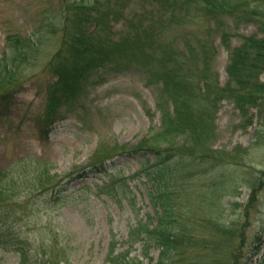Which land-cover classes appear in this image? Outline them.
Returning a JSON list of instances; mask_svg holds the SVG:
<instances>
[{
    "label": "rangeland",
    "instance_id": "1",
    "mask_svg": "<svg viewBox=\"0 0 264 264\" xmlns=\"http://www.w3.org/2000/svg\"><path fill=\"white\" fill-rule=\"evenodd\" d=\"M59 1L0 0V57L7 49L8 34L34 36L38 42V53L22 69L25 75L22 80L25 81L12 92L9 111L0 116V168H17L19 174L23 163L43 160L52 167L51 174L68 177L66 185L33 197L39 199L33 209L27 206L32 195L26 197L29 192L26 189L25 197L21 196L24 206L16 208L25 213L22 233L33 241L34 254H38L41 263L50 258L61 264H107L106 256L112 245L117 246V253L130 250L134 240L129 235L131 226L137 219L145 222L156 213L148 188L138 173L139 155H119L113 162H107L112 175L94 171L92 164L102 160V154L98 152L107 146L116 143L133 145L158 134L164 111L172 112L173 107L161 85L148 81L144 67L132 65L117 69L116 64L125 66L126 62L115 57L108 66L95 70L88 82L81 85L77 102L66 103L74 106H60L64 110L62 118L59 116L51 124L49 138L42 139L39 130L48 129L46 119L51 111L45 92L50 75L43 69L63 39L62 34L54 33L51 27L40 29V26L46 16L51 20L57 16ZM137 6L133 1L126 10L127 20L138 18L135 14ZM233 20L229 18L223 26L233 34L232 46L239 45L243 35L260 33L259 23L254 19L242 21L239 26ZM124 23L123 18L112 22L115 35L128 30ZM187 24L161 28L164 33L159 34L158 40L163 45L174 44L179 50L187 49L188 43L197 48L194 35L201 34L203 24L199 21ZM221 33L222 30L215 31L212 36L217 53L211 61V71L217 73L219 83L225 86L229 77L226 68L230 52L221 42ZM195 50L197 55L191 51L192 56L201 61ZM194 72L199 73V68ZM261 80L264 81V73ZM58 92L69 94L64 88ZM197 100L200 107L205 108L208 103L205 97H197ZM56 109L52 108V111ZM209 115H214L215 120L208 124L207 140L200 133L195 139L180 133L171 137L176 149L183 153L192 149L193 154L186 156L184 161L176 159L173 163L182 176L179 179L183 191L175 200L185 215L182 228H185L184 232L192 230L200 239L201 234L206 237L218 235V239L225 242L223 251L228 253L229 250L228 254L233 250L242 251V257L255 261L264 255V242L260 253L254 255L257 245L254 238L264 227V114L252 109L244 116L235 104L225 100ZM249 118L252 120L247 126ZM208 149L211 152L205 155ZM206 156L215 158L206 162L203 160ZM124 179L131 189L130 198L135 196V211L117 183ZM83 185H88L89 190L86 187L80 189ZM58 190L62 192L59 195L55 193ZM63 194L67 196L60 197ZM221 224L234 231L243 229L245 238L240 241L236 237L230 239L222 228H218ZM135 248L129 252L130 257L140 256L144 258V264L158 261L155 248L149 252L151 259L142 255L140 244ZM43 249L50 253L44 255ZM227 253L223 254L224 262L232 264ZM17 261V255L0 252V264H18Z\"/></svg>",
    "mask_w": 264,
    "mask_h": 264
},
{
    "label": "trees",
    "instance_id": "2",
    "mask_svg": "<svg viewBox=\"0 0 264 264\" xmlns=\"http://www.w3.org/2000/svg\"><path fill=\"white\" fill-rule=\"evenodd\" d=\"M133 1L138 4L135 11L138 18L127 20L124 13L133 5ZM263 4L264 0H60V9L55 13L57 18H43L44 23L40 29L51 27L54 33L62 34L63 41L43 69L46 75H50L45 92L51 111L49 110L46 119L48 129L39 130L42 139L49 138L51 124L59 116L62 118L64 110L60 106H74L66 103L77 102L76 95L83 83L88 82V77L98 68L108 66L115 57H121L119 60L126 62L125 66L116 64L114 67L117 69L132 65L144 67L148 81L161 85L173 107L172 112L169 109L164 111L158 134L133 145L116 143L107 146L98 152L102 154V160L92 164L94 171L112 175L108 171L107 162H113L119 155H139L141 160L138 173L148 188L149 199L156 213L145 222L137 219L131 226L129 235L134 240L130 243V250L117 253V246L112 245L106 256L107 264H144V258L129 256L136 244L141 245V253L148 259H151V249L158 251L159 258L155 264H226L223 254L227 251L222 250L225 249V242L218 239V235L206 237L201 234L203 237L200 239L192 230L184 232L185 228H182L185 215L179 210V203L175 200L182 193L183 186L179 179L181 174L173 163L176 159L184 161L186 156L192 157L193 154L192 149L187 150V153L176 149L171 137L180 133L195 139L200 133L207 140L208 124L215 120L214 115L209 114L225 100L235 104L244 116L252 109H258L264 114V81L261 80L264 73ZM122 18L128 30L115 35L112 22ZM229 18L234 19L238 26L242 21L254 19L259 23L260 33L243 35L242 42L232 46L233 34L223 28ZM195 21L203 24L201 34L194 35L197 48L187 42V49L179 50L174 47L173 42V45L167 46L158 40L159 34L164 33L160 31L161 28ZM221 30V42L230 52L226 68L229 77L225 86L219 83L217 73L211 71V61L217 53L212 36L215 31ZM6 42L7 49L0 57V116L9 111L8 101L12 92L25 81L22 80L25 76L22 71L24 64L29 63L38 53V42L34 36H22L14 32L8 34ZM195 49L198 50L201 61L192 56L191 51L197 55ZM198 68L199 73L195 74L194 71ZM60 88H64L69 94L60 95ZM197 97L207 99L205 108L197 106ZM52 108L57 109L53 112ZM251 120L249 118L247 126L251 124ZM209 149L204 152L205 155L211 152ZM206 157H203L206 162L215 158ZM21 167L19 174L17 168H0V252L17 255L18 264H61V261L54 262L50 258L44 263L37 259L33 241L22 233L25 213L16 208L24 206L21 196L25 197L26 189L29 190L26 197L32 195L27 206L33 209L39 203V199L33 197L59 185H66L68 177L51 174L52 167L43 160L29 161ZM117 183L135 211V196L134 199L130 198L129 183L126 179ZM84 187L89 190L88 185H83L80 189ZM55 193L59 195L62 192L58 190ZM65 196L67 195L63 194L60 197ZM136 214L137 217L139 214ZM219 227L230 239L236 237L240 241L245 238L243 229L230 230L224 224ZM263 238L264 227L254 238L257 242L254 247L255 256L261 251ZM241 246L243 247V243ZM43 250L44 255L50 253L47 249ZM206 251L211 252V255ZM241 252L233 250L228 254V250V256L225 255L232 264H264V255L253 261L242 257Z\"/></svg>",
    "mask_w": 264,
    "mask_h": 264
}]
</instances>
